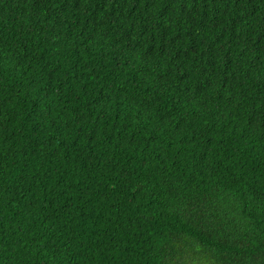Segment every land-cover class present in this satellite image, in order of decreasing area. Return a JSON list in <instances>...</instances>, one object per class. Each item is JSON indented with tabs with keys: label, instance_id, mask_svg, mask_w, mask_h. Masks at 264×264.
I'll list each match as a JSON object with an SVG mask.
<instances>
[{
	"label": "trees",
	"instance_id": "16d2710c",
	"mask_svg": "<svg viewBox=\"0 0 264 264\" xmlns=\"http://www.w3.org/2000/svg\"><path fill=\"white\" fill-rule=\"evenodd\" d=\"M0 264H264V0H0Z\"/></svg>",
	"mask_w": 264,
	"mask_h": 264
}]
</instances>
